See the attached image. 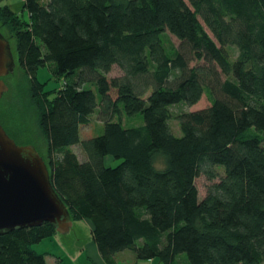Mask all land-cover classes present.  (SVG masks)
Segmentation results:
<instances>
[{
  "label": "trees",
  "instance_id": "16d2710c",
  "mask_svg": "<svg viewBox=\"0 0 264 264\" xmlns=\"http://www.w3.org/2000/svg\"><path fill=\"white\" fill-rule=\"evenodd\" d=\"M23 13L1 5L0 27L32 78L51 183L107 264L125 249L159 264H264V0H23ZM203 93L209 106L173 114ZM95 112L102 133L81 139ZM123 112L143 123L125 127ZM55 232L0 234V264H48L31 246Z\"/></svg>",
  "mask_w": 264,
  "mask_h": 264
},
{
  "label": "rangeland",
  "instance_id": "374dc122",
  "mask_svg": "<svg viewBox=\"0 0 264 264\" xmlns=\"http://www.w3.org/2000/svg\"><path fill=\"white\" fill-rule=\"evenodd\" d=\"M18 2L21 0H0V5H4L8 2ZM23 16L26 17V12L24 11ZM1 34L9 41L11 51L14 58L13 69L3 77V80L8 85V90L0 97V122L7 131V133L15 140L19 145L33 144L37 151L41 154L45 161L49 160L46 142L36 125V111L32 104L31 90L30 86L32 83V78L27 76L17 62V56L14 49V38L10 36V31L6 27H0ZM165 46L170 48L172 45L177 46L178 39L167 32L164 38ZM122 71L117 65H113L111 70L108 72V76H118L121 75ZM51 77V78H50ZM37 78L45 83L47 89L58 87L60 80H56L48 67H41L37 71ZM97 94L96 87H91ZM210 105V98L207 93H203L201 98L192 105L180 103L173 105L171 110L173 114H178L182 111H192L196 109H201ZM122 123L125 127H131L143 123V118L141 114H136L134 116H128L124 112L121 117ZM172 131L176 135H180V129L178 128V121L175 117H172L169 121ZM103 131V123L99 119L97 112L90 116L89 123L80 126V138L86 139L91 136L98 135ZM77 156L78 160H84L85 154L79 144H74L69 147ZM61 152L54 153V158H60ZM52 156V157H53ZM119 160L113 159L112 157L106 158L107 165H116ZM210 181L205 175L200 174L195 179V184L198 189L199 197L202 198L206 194V190ZM52 236V235H51ZM43 238L41 241L33 244L31 247L33 250L39 253L48 252L53 256H60L63 258V264H76L75 259L72 254L77 247H81L79 244H86L87 240L91 239L89 227L85 219H77L73 222V227L71 230L65 234L59 233V239L61 241L60 246H56L52 242V237ZM55 240V238H54ZM79 242V243H77ZM77 243V244H76ZM81 249V248H80ZM129 252V251H126ZM124 252L123 254H128ZM88 252L84 251V261L77 260L78 264H96V260L91 261L87 259ZM121 254L118 255V259ZM48 258V257H47ZM129 260L127 257L125 258ZM87 260V261H86ZM130 263V261L126 262ZM52 264V263H51Z\"/></svg>",
  "mask_w": 264,
  "mask_h": 264
},
{
  "label": "water",
  "instance_id": "95a60500",
  "mask_svg": "<svg viewBox=\"0 0 264 264\" xmlns=\"http://www.w3.org/2000/svg\"><path fill=\"white\" fill-rule=\"evenodd\" d=\"M13 66L9 41L0 32V97L8 90L3 77ZM44 222L60 234L69 232L73 223L36 147L17 144L0 122V234Z\"/></svg>",
  "mask_w": 264,
  "mask_h": 264
},
{
  "label": "crops",
  "instance_id": "0c3cea01",
  "mask_svg": "<svg viewBox=\"0 0 264 264\" xmlns=\"http://www.w3.org/2000/svg\"><path fill=\"white\" fill-rule=\"evenodd\" d=\"M6 5H8L10 7L11 10H13L14 12H21L23 13V0H21L20 3L18 2H8L6 3ZM1 6V5H0ZM76 220H74L73 222H75ZM88 227H89V231H91V224L89 221H87L85 219ZM72 227H73V223H72ZM71 227V228H72ZM71 230V229H70ZM59 233L58 232H55L51 237H52V242L55 243L56 246H60L61 245V241L59 239ZM91 235V234H90ZM55 238V240H54ZM79 243V242H77ZM76 243V244H77ZM81 247H77L76 250L73 251V258L75 259L76 261V264L77 263V260H80L82 263L84 261V251L85 252H88L87 253V256L86 258L87 259H90L91 261H93L94 259L96 260V264H107V262L102 258V256L100 255L99 251H98V248H97V245L95 244V242L92 240V237L91 239L87 240L86 244H79ZM81 248V249H80ZM126 251H129V252H126ZM124 252L128 253V254H123ZM46 253V261L48 264H63V258H61L60 256L56 255V256H53L52 257H49L48 255H51V253H48V252H44ZM120 259H118V255H120ZM48 257V258H47ZM128 258L129 260L125 259V258ZM87 261V260H86ZM114 261H115V264H128L126 262L130 261L129 264H159V261L155 258L153 259H138L136 258L134 252L132 250H129V249H125V250H122V251H119L117 252L115 255H114ZM94 262V261H93ZM95 264V263H94Z\"/></svg>",
  "mask_w": 264,
  "mask_h": 264
}]
</instances>
